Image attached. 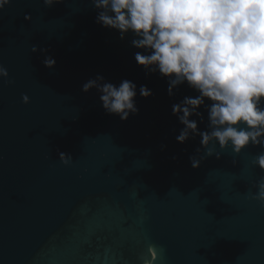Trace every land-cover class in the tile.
I'll return each mask as SVG.
<instances>
[{
	"label": "water",
	"instance_id": "water-1",
	"mask_svg": "<svg viewBox=\"0 0 264 264\" xmlns=\"http://www.w3.org/2000/svg\"><path fill=\"white\" fill-rule=\"evenodd\" d=\"M96 14L89 0L0 10V65L12 81L0 79V264H141L149 243L154 264H264V208L246 198L264 175L251 164L259 147L237 156L210 144L221 158L201 148L193 169L200 137L177 143L171 108L198 93L185 83L169 97L165 78L137 66L131 34L120 40ZM97 75L135 83L138 113L105 114L95 89L81 91ZM141 85L153 95L141 97Z\"/></svg>",
	"mask_w": 264,
	"mask_h": 264
},
{
	"label": "clouds",
	"instance_id": "clouds-1",
	"mask_svg": "<svg viewBox=\"0 0 264 264\" xmlns=\"http://www.w3.org/2000/svg\"><path fill=\"white\" fill-rule=\"evenodd\" d=\"M63 0H42L45 7L62 3ZM96 11L94 22L119 33L124 40L128 34L130 46L139 50L134 53L137 66L145 75L158 73L167 80V94L181 84L194 90L195 97L185 96L172 105V115L183 125L176 142L183 144L190 138L200 137V147L189 157L193 169L199 168L203 157L197 158L201 148L204 156L221 158L220 152L230 147L234 155L244 149L259 147L251 164L264 173V0H89ZM10 0H0V10ZM31 20L30 14L24 15ZM32 53L38 51L33 45ZM41 53L49 49L40 48ZM42 64L53 68L56 64L51 55H45ZM8 70L0 65V79H8ZM95 89L99 102L107 115L118 116L121 121L136 115L137 86L128 79L119 85L107 82L102 75L89 79L82 85L84 93ZM139 95H153L145 85ZM21 103L28 104L27 94L21 95ZM208 101L209 103H205ZM207 112L206 130L198 129ZM197 119H190V117ZM210 144L220 152L213 153ZM64 165L72 156L58 151ZM175 158V157H173ZM236 163L235 160L232 161ZM256 191H248L246 198L264 208V175L253 185ZM157 245L149 243L147 255L139 257L141 264H154ZM164 249L160 248L164 258Z\"/></svg>",
	"mask_w": 264,
	"mask_h": 264
}]
</instances>
